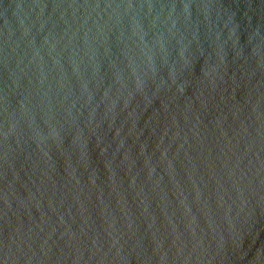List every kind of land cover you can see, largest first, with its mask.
<instances>
[{"label":"water","instance_id":"1","mask_svg":"<svg viewBox=\"0 0 264 264\" xmlns=\"http://www.w3.org/2000/svg\"><path fill=\"white\" fill-rule=\"evenodd\" d=\"M0 264H264V0H0Z\"/></svg>","mask_w":264,"mask_h":264}]
</instances>
